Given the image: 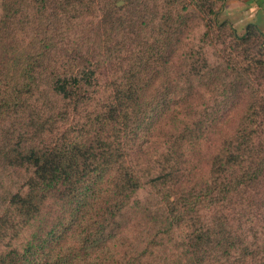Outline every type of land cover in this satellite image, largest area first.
<instances>
[{
    "label": "trees",
    "instance_id": "obj_1",
    "mask_svg": "<svg viewBox=\"0 0 264 264\" xmlns=\"http://www.w3.org/2000/svg\"><path fill=\"white\" fill-rule=\"evenodd\" d=\"M224 3L0 0V264H264V34Z\"/></svg>",
    "mask_w": 264,
    "mask_h": 264
},
{
    "label": "crops",
    "instance_id": "obj_2",
    "mask_svg": "<svg viewBox=\"0 0 264 264\" xmlns=\"http://www.w3.org/2000/svg\"><path fill=\"white\" fill-rule=\"evenodd\" d=\"M222 14H225V18L228 20L237 16L241 18V22H236L240 25L238 29L240 33L243 32L245 24L249 22L254 23L258 29L263 31L264 0H225ZM236 23L233 24L236 26Z\"/></svg>",
    "mask_w": 264,
    "mask_h": 264
},
{
    "label": "rangeland",
    "instance_id": "obj_3",
    "mask_svg": "<svg viewBox=\"0 0 264 264\" xmlns=\"http://www.w3.org/2000/svg\"><path fill=\"white\" fill-rule=\"evenodd\" d=\"M117 4V3H116ZM224 6H225V3H224ZM224 6H223V8H224ZM222 11H223V9H222ZM222 11L220 12V14H219V19L220 20H226V21H228L232 26H233V28L235 29V32L237 33V34H241L240 33V31H238V29L240 28V25L238 24V23H236V22H241V18L239 17V16H237V17H231L229 20L228 19H226L225 18V14H222ZM240 18V19H239ZM236 23V26H235V24H233V23ZM238 27V28H237ZM263 34H264V28H263Z\"/></svg>",
    "mask_w": 264,
    "mask_h": 264
},
{
    "label": "water",
    "instance_id": "obj_4",
    "mask_svg": "<svg viewBox=\"0 0 264 264\" xmlns=\"http://www.w3.org/2000/svg\"><path fill=\"white\" fill-rule=\"evenodd\" d=\"M116 5H117V6L121 5V2H118Z\"/></svg>",
    "mask_w": 264,
    "mask_h": 264
}]
</instances>
